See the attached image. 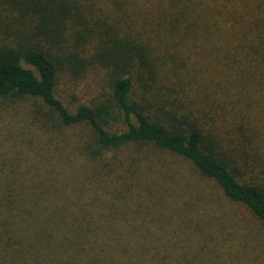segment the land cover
<instances>
[{"label": "trees", "instance_id": "16d2710c", "mask_svg": "<svg viewBox=\"0 0 264 264\" xmlns=\"http://www.w3.org/2000/svg\"><path fill=\"white\" fill-rule=\"evenodd\" d=\"M90 74L104 90L70 104L61 84ZM260 246L264 0H0V264Z\"/></svg>", "mask_w": 264, "mask_h": 264}, {"label": "rangeland", "instance_id": "374dc122", "mask_svg": "<svg viewBox=\"0 0 264 264\" xmlns=\"http://www.w3.org/2000/svg\"><path fill=\"white\" fill-rule=\"evenodd\" d=\"M61 86L66 90L64 95L66 100L70 102V104H75L76 102L79 101L91 102L96 97H98L99 94L105 88L103 82L99 78L94 77L92 74L82 79H78V81L75 80V82H72L70 84L68 82L62 83ZM114 115L115 118L112 119V124L110 125L109 128L111 130H117L123 128V123L121 120H119V116L117 115L116 112L114 113ZM257 249L264 250V246H260Z\"/></svg>", "mask_w": 264, "mask_h": 264}]
</instances>
